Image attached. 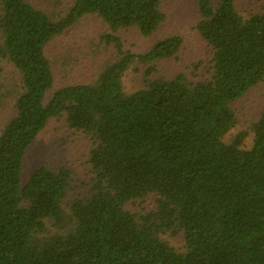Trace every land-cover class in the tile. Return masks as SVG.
<instances>
[{
	"label": "trees",
	"instance_id": "1",
	"mask_svg": "<svg viewBox=\"0 0 264 264\" xmlns=\"http://www.w3.org/2000/svg\"><path fill=\"white\" fill-rule=\"evenodd\" d=\"M196 1V29L213 50L211 78L199 82L150 79L178 53L180 36L135 54L118 35L154 34L166 20L161 0H73L60 18L27 0H0V60L22 74L15 115L0 132V264H264V111L250 149L248 131L225 142L238 123L231 105L264 83V9L245 18L235 0ZM88 15L109 26L101 41L117 59L94 82L64 86L46 102L55 84L46 47ZM136 63L148 66L144 86L127 94L123 79ZM64 115L93 143L92 191L68 208L67 167L41 166L21 184L27 150ZM150 195L155 209L128 208ZM181 233L180 249L164 239Z\"/></svg>",
	"mask_w": 264,
	"mask_h": 264
},
{
	"label": "rangeland",
	"instance_id": "2",
	"mask_svg": "<svg viewBox=\"0 0 264 264\" xmlns=\"http://www.w3.org/2000/svg\"><path fill=\"white\" fill-rule=\"evenodd\" d=\"M36 8L53 18L65 15L73 5V0H27ZM161 9L166 20L149 37L143 36L138 28L121 29L118 35L126 50L135 54L147 53L156 44L171 36H180L183 44L171 59L156 64V71L150 79H172L179 74L191 82L204 81L212 75V48L202 39L196 29L201 20L196 0H161ZM217 5L220 0H213ZM235 7L241 16L262 13L264 2L260 0H235ZM1 14V10H0ZM109 32V26L97 15H88L78 21L62 35L54 38L46 47V55L52 64L55 84L46 95L48 102L54 92L64 86L89 84L94 82L102 70L116 61V51L105 45L101 37ZM2 34L0 32V42ZM148 66L136 63L125 74L124 91L132 94L144 86V73ZM22 74L7 60H0V132L15 115V97L22 91ZM232 109L238 119L236 127L225 137V142L241 131H248L244 148L250 149L254 135L250 127L264 111V83L252 88L242 99L233 103ZM93 143L88 135L72 130L66 116L52 118L37 136L26 152L21 184L25 185L33 172L41 166L56 168L64 166L73 173L72 184L65 206L73 200L88 196L92 191L94 175L89 164ZM156 196L150 195L143 203L130 204L128 208L138 213H147L156 207ZM49 234L57 230L47 222ZM164 239L174 248L183 247V234L176 237L166 235Z\"/></svg>",
	"mask_w": 264,
	"mask_h": 264
}]
</instances>
